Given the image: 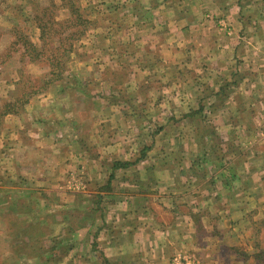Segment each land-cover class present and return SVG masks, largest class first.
<instances>
[{
	"label": "crops",
	"instance_id": "0c3cea01",
	"mask_svg": "<svg viewBox=\"0 0 264 264\" xmlns=\"http://www.w3.org/2000/svg\"><path fill=\"white\" fill-rule=\"evenodd\" d=\"M151 1L119 17L95 10L104 41L100 27L90 45L108 60L93 63L101 83L87 117L77 120L80 104L58 98L53 117L47 99L62 88L44 92L30 118L7 113L0 264H32L25 239H44V264H223L219 249L246 242L244 263L255 261L264 229V0ZM109 70L126 73L122 85L105 78ZM11 85L0 88V106ZM81 170L85 196L57 192L62 199L50 203L48 184L56 192ZM34 206L56 218L39 220Z\"/></svg>",
	"mask_w": 264,
	"mask_h": 264
},
{
	"label": "rangeland",
	"instance_id": "374dc122",
	"mask_svg": "<svg viewBox=\"0 0 264 264\" xmlns=\"http://www.w3.org/2000/svg\"><path fill=\"white\" fill-rule=\"evenodd\" d=\"M52 1L55 2L57 7L51 5ZM142 1L144 0H0V88L3 89L11 79L13 81V85H11L12 89H10V100L8 102L5 100V105L3 103V105L0 106V130L2 129V132L6 131L4 123L8 117L7 113L11 110L9 107L15 105V107L12 108L17 111V113H15L17 114L16 116H27V118H30L29 114L32 109L33 112L42 109L40 103L35 105L34 103L43 102L44 104V92L47 91L49 93L55 88H62V90H59L58 94H53L52 97H50V101L47 99V104L49 106L52 104L55 107L54 104H57L56 98H58L59 103L80 104V107L76 106V110L78 111L76 114L77 120L87 117L86 113L88 112V107L84 105L94 101V94L92 92H94L95 87L101 83L100 81H96L97 83L94 84L92 81V75L94 74L93 70H95L93 63L99 64V61L105 62L106 59L108 60V53H106L103 47H101L100 50L90 45L92 40H94V30L100 29L102 26L100 21H105L104 18H97L98 16H96L95 10L98 8L101 12V10L109 8L115 12V16L119 17L120 13L123 15L128 12L134 14L137 7H142ZM166 1H168L166 4L172 7L177 6L178 8L182 5V2L178 5L175 0H156V3L163 4ZM148 2L152 1L148 0ZM49 7H53L56 20H75L77 17V15L73 16V11L75 10H78L82 19L85 20L84 24H79V26H77V30L79 29L83 31V33L74 39L73 49L69 51L66 56H59L66 62L64 73L61 76L56 75L57 80L51 83L49 82L54 76L48 58L58 57V50L62 47V43L59 39L68 36L70 31H66L64 35L61 36L54 35L51 39L52 42H50V40L46 41L45 44L47 43V47L43 48L46 53L45 55H41L40 61L37 62H32L31 56L33 55L29 54V47L26 46L25 43L26 40H29L37 48H42L43 43L40 37L41 31L39 29L38 16H43L44 9ZM55 14H53V16H55ZM123 15L122 17L125 19ZM129 18L131 19L130 16ZM102 27L98 38L99 41H104V29H102ZM48 39H50V37ZM108 64L110 65L112 62H108ZM125 75V72L121 74L109 70L106 71L105 78L110 79L113 85L120 86V84L122 85L125 81ZM110 85L111 83L108 82L107 86L109 87ZM101 88L106 87L101 86ZM60 92H63V94ZM61 108L69 110L66 106H61ZM56 111L58 110L55 107V111L52 113L53 117H55ZM61 116L62 114H58L57 118ZM35 117H41L40 113ZM67 130H72V128L69 127ZM55 183L56 182H54V184ZM48 186L47 189H49L44 191V195L45 193L47 194L48 201L52 204L62 199V195H56L57 192L63 193L66 196L69 195L70 198L75 196L82 198V196H85L84 193L88 190V182L83 170L79 172L71 171L61 182L59 181L57 188L55 187L56 192L51 189L52 187L50 184H48ZM40 196L41 195L38 193L34 194V198L38 200L41 198ZM42 199L44 200L45 196ZM33 208L32 214L34 217H38L39 220L41 219L39 217L40 215L43 217L44 215H52L56 218L57 214H55V211L52 210L51 207H42L39 209L34 206ZM35 225L41 227L44 233V223ZM238 229L241 230L242 227L238 226ZM259 230L261 233L258 235L255 242V246L258 244L255 253L264 250V229L260 227ZM228 236L229 238L225 240L229 242L228 244L232 245L237 242L236 239L232 238L231 232L228 233ZM21 242L24 247H27V249H25L26 252H31L32 256H27L26 259L30 257L32 264H44V261L47 262L46 258L48 257L45 256L47 254H44V239L42 242L38 239H25V241L21 240ZM248 245L249 242L239 244V247L235 246L236 248L246 251L248 250ZM232 248L234 247L230 246V250L224 247L219 249V261L224 262L223 264H243L245 261H236L235 258L229 260L230 257H228V255L232 256ZM29 253L27 254L29 255ZM254 257L255 261L252 264H264V258L260 259L259 257Z\"/></svg>",
	"mask_w": 264,
	"mask_h": 264
},
{
	"label": "trees",
	"instance_id": "16d2710c",
	"mask_svg": "<svg viewBox=\"0 0 264 264\" xmlns=\"http://www.w3.org/2000/svg\"><path fill=\"white\" fill-rule=\"evenodd\" d=\"M51 5L57 7V5L55 4L54 1H52ZM46 9H44V14H43L44 20H43V16H38L39 29L41 31L40 37L42 38V43H43L42 48H37L29 40H26L25 43H26V46L29 47V49H28L29 54L33 55V56H31L32 62H37V61H40L41 55H45V53H46L43 49L44 47H47V43L45 44L46 41L50 40V42H52L51 39L53 38L54 35H60L61 36V35H64V33L66 31H70L68 36H66L65 38L59 39L62 43L61 44L62 47L60 50H58V52H59V53H57L58 57L51 58V59L48 58L49 64L51 65V68H52V74L54 76L49 82V83H51L52 81L57 80L56 75L61 76L64 73L65 67H66V62L63 61V59L60 57L66 56V54H68V52L73 49L74 39H76L77 36H79L83 33V31H81L79 29L77 30V26H79V24H84L85 20L82 19V16L78 10L73 11L74 12L73 16L77 15L75 20H72V19H67L65 21L56 20V18H55L56 14L53 11V7L52 8L49 7ZM53 14H55V16H53ZM75 21H76V23H75ZM49 37H50V39H48ZM66 44H68V45H66ZM47 83H48V81H47ZM26 103H28V102H26ZM8 106H10V105H8ZM12 107H14V106L9 107V109H11L9 111L13 112V113H17V111L13 110ZM257 245L255 246V248L257 247ZM224 248L230 250V246H224ZM231 255L232 256L228 255V257H230L229 260H233V258H235L236 261L240 260L242 262L243 261L246 262L248 260V258L250 257V255L248 253L241 250L240 248H232V254ZM255 256L259 257L260 259H263L264 258V250H260V252L256 253Z\"/></svg>",
	"mask_w": 264,
	"mask_h": 264
},
{
	"label": "built area",
	"instance_id": "2783aa9c",
	"mask_svg": "<svg viewBox=\"0 0 264 264\" xmlns=\"http://www.w3.org/2000/svg\"><path fill=\"white\" fill-rule=\"evenodd\" d=\"M263 135H264V131H263Z\"/></svg>",
	"mask_w": 264,
	"mask_h": 264
}]
</instances>
